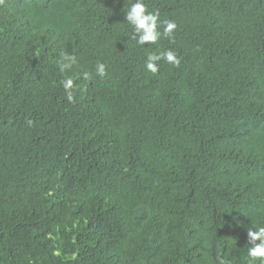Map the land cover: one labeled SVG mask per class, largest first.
Returning a JSON list of instances; mask_svg holds the SVG:
<instances>
[{"label":"trees","instance_id":"1","mask_svg":"<svg viewBox=\"0 0 264 264\" xmlns=\"http://www.w3.org/2000/svg\"><path fill=\"white\" fill-rule=\"evenodd\" d=\"M134 2L0 0V264H248L264 0H144L177 24L150 45L131 39ZM168 49L179 66L147 71Z\"/></svg>","mask_w":264,"mask_h":264},{"label":"clouds","instance_id":"2","mask_svg":"<svg viewBox=\"0 0 264 264\" xmlns=\"http://www.w3.org/2000/svg\"><path fill=\"white\" fill-rule=\"evenodd\" d=\"M125 20L132 26L133 32L131 39L136 40L140 45H150L157 43L162 37L169 40H174V33L177 29V24L172 20H160V13L158 11H148L144 0H135L134 3L126 11ZM164 60L169 64L179 66L180 60L177 54L168 49L161 51L159 55H148L145 68L147 71L155 74L158 72V61ZM76 63L75 55H63L61 59L60 68L63 72L65 69ZM96 74L100 77L106 75V65L104 63H97ZM87 77V73H85ZM61 84L67 93V99L72 102L74 97L72 89L74 81L71 76L65 77L61 80ZM29 125L32 121H28ZM248 245L247 257L248 264H264V226H252L248 228ZM218 264H228V262L219 258Z\"/></svg>","mask_w":264,"mask_h":264}]
</instances>
